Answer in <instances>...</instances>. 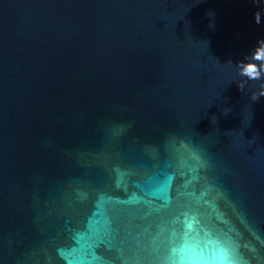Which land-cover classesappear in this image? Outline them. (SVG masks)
Returning <instances> with one entry per match:
<instances>
[{
  "label": "water",
  "instance_id": "water-1",
  "mask_svg": "<svg viewBox=\"0 0 264 264\" xmlns=\"http://www.w3.org/2000/svg\"><path fill=\"white\" fill-rule=\"evenodd\" d=\"M261 40L264 0H0V264H264Z\"/></svg>",
  "mask_w": 264,
  "mask_h": 264
},
{
  "label": "clouds",
  "instance_id": "clouds-1",
  "mask_svg": "<svg viewBox=\"0 0 264 264\" xmlns=\"http://www.w3.org/2000/svg\"><path fill=\"white\" fill-rule=\"evenodd\" d=\"M254 18H255V22L257 24L261 23L259 14H254ZM258 44H264V40L258 41ZM254 59H257V57H254ZM259 59H261V57H259ZM237 69L239 72V75L241 76H246L249 79H259L260 75H261V71H264V64L261 65L260 70H249L248 65H244L242 63H238L237 64ZM239 88L241 91H243V83L239 84ZM261 96H264V90H261L259 93H254L251 97L252 101H256L258 100ZM229 111H231V109L229 108H225L224 109V113L227 114ZM213 123L216 122V117L212 118Z\"/></svg>",
  "mask_w": 264,
  "mask_h": 264
},
{
  "label": "snow or ice",
  "instance_id": "snow-or-ice-1",
  "mask_svg": "<svg viewBox=\"0 0 264 264\" xmlns=\"http://www.w3.org/2000/svg\"><path fill=\"white\" fill-rule=\"evenodd\" d=\"M256 57H257V60H259V57H260V56L257 55ZM248 67H249V70H250V71H251V70H255V66H254L253 64H251V63L248 65ZM96 264H103V262H102V261H97Z\"/></svg>",
  "mask_w": 264,
  "mask_h": 264
}]
</instances>
